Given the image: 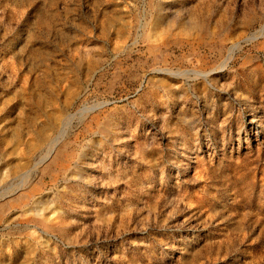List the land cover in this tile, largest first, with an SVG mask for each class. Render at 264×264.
<instances>
[{
  "label": "rangeland",
  "instance_id": "1",
  "mask_svg": "<svg viewBox=\"0 0 264 264\" xmlns=\"http://www.w3.org/2000/svg\"><path fill=\"white\" fill-rule=\"evenodd\" d=\"M0 264H264V0H0Z\"/></svg>",
  "mask_w": 264,
  "mask_h": 264
},
{
  "label": "bare ground",
  "instance_id": "2",
  "mask_svg": "<svg viewBox=\"0 0 264 264\" xmlns=\"http://www.w3.org/2000/svg\"><path fill=\"white\" fill-rule=\"evenodd\" d=\"M256 37H258L257 35H252L249 39H248V41H252V40H254V39H256ZM241 49V44H240V42H235V43H233V44H231V46H230V48L228 49V56H227V58L224 60L225 62H224V66H227V64H229L231 61H232V59L234 58V56L236 55V53H237V51L238 50H240ZM165 70V69H164ZM184 73H191V71H187V70H184ZM200 74V73H199ZM201 76V75H200ZM206 76L207 75H205V74H203L202 75V77L203 78H206ZM84 110V109H83ZM92 110V109H91ZM68 122V121H67ZM252 122H253V120H252ZM65 127V126H64ZM66 128V127H65ZM61 130H63L62 131V133H61V135L63 136L64 135V131H66V130H64L63 128L61 129ZM60 131V130H59ZM59 141H60V137H57L55 140H54V142H53V145H52V148L50 149V151H49V153L46 155V156H44V158L42 159V162H44L48 157H49V155H51L53 152H54V150H55V147H56V145L59 143Z\"/></svg>",
  "mask_w": 264,
  "mask_h": 264
}]
</instances>
